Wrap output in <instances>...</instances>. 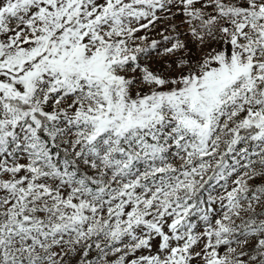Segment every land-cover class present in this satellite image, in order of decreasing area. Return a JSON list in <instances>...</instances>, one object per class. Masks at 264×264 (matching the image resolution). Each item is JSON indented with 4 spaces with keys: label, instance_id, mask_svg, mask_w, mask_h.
<instances>
[{
    "label": "snow or ice",
    "instance_id": "obj_1",
    "mask_svg": "<svg viewBox=\"0 0 264 264\" xmlns=\"http://www.w3.org/2000/svg\"><path fill=\"white\" fill-rule=\"evenodd\" d=\"M0 264H264V0H0Z\"/></svg>",
    "mask_w": 264,
    "mask_h": 264
}]
</instances>
